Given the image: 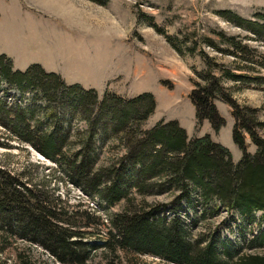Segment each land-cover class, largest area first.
Returning a JSON list of instances; mask_svg holds the SVG:
<instances>
[{
	"label": "trees",
	"instance_id": "trees-1",
	"mask_svg": "<svg viewBox=\"0 0 264 264\" xmlns=\"http://www.w3.org/2000/svg\"><path fill=\"white\" fill-rule=\"evenodd\" d=\"M216 15L252 37L208 30L210 34L202 35L179 32L175 38L153 27L180 56L201 59L204 67L195 72L189 94L197 126L208 121L219 133L226 121L216 103L228 105L235 122L233 141L243 154L237 164L231 151L210 135L190 139L177 120L143 129L157 106L151 93L125 98L106 91L100 97L94 89L67 85L61 76L37 64L24 72L14 70L13 60L0 56V128L9 134L0 135V147L12 149L5 143L8 138L30 144L87 197L110 208L126 204L106 224L90 207L71 211L49 185L34 181L28 167L11 170L0 160L1 253L23 245L29 253L44 250L59 264H123L122 255H149L167 264H264V251L248 254L228 240L203 243L190 234L196 222L220 215L213 201L242 219L252 221L261 212L264 225V137L260 134L264 122L258 109L234 99L239 87L264 88V10L252 19L232 10L216 11ZM224 58L234 61L223 63ZM39 101L45 105H38ZM54 108H61L60 113L74 109L87 130L72 133L69 120L65 126L59 114H52ZM48 110L52 112L46 125L39 114ZM247 136L257 148L255 154L248 151ZM115 137L125 153L102 163V149ZM163 194L175 197L170 208L144 199ZM183 213L191 214L186 225L181 221ZM256 240L259 243L252 240L251 246L264 248V231ZM101 249L104 260L97 262L95 254Z\"/></svg>",
	"mask_w": 264,
	"mask_h": 264
},
{
	"label": "rangeland",
	"instance_id": "rangeland-1",
	"mask_svg": "<svg viewBox=\"0 0 264 264\" xmlns=\"http://www.w3.org/2000/svg\"><path fill=\"white\" fill-rule=\"evenodd\" d=\"M221 10H232L246 19H252L256 12L264 10V0H109L107 6L90 0H0V56L12 57L14 70L24 72L37 64L48 73L61 76L67 85L79 84L84 89H94L100 97L106 91L125 98L151 93L158 102L143 129H151L160 121L177 120L181 127L188 130L190 139L210 135L216 143L231 151L237 164L243 154L233 141L235 122L228 105L219 101L216 103L226 121L219 133L214 132L208 121L201 127L197 123L194 126L196 114L189 94L194 89L192 80L196 78L195 72L204 67L201 59L180 56L153 27L175 38L179 32L182 35L194 32L202 35L210 34L208 30H225L230 34L252 37L219 18L216 11ZM252 44L262 49L259 43ZM209 52L221 58L217 53ZM231 61L234 59H223V63ZM261 72L264 75V70ZM226 86L230 87L231 83H226ZM234 99L242 106L258 109L259 119L264 122V88L239 87ZM38 105L45 103L39 101ZM60 109L54 108L53 112L48 110L39 116L46 122L51 112L55 116L59 114L65 126L69 120L72 133L87 130V124L78 118L74 109L69 108V112L63 110V113ZM2 133L8 134L0 128V135ZM260 134L264 137V130ZM108 141L102 149V163L125 153L117 137ZM6 142L12 149L0 147L3 164L11 170L28 167L34 181L49 185L68 202L71 211L83 212L90 207L108 224L111 215L124 210L125 202L110 208L100 204L99 200L87 197L81 189L67 181L61 168L30 144L14 138L5 139ZM247 144L248 151L255 154L257 148L249 136ZM144 199L150 204H166L170 208L175 197L163 194ZM211 205L217 207L220 215L196 222L197 226L190 231L193 240L202 239L203 243L228 240L244 253L262 254L264 248L251 246L252 240L254 244L259 243L256 239L264 231L261 212L255 213L251 221L224 209L218 201H213ZM194 206L196 203L192 204ZM167 215L172 216L171 213ZM191 220L190 213L188 216L183 213L181 221L184 225ZM95 256L97 262H102L104 249ZM122 258L123 264H167L149 255H122ZM0 264L59 263H55L42 249H33L29 253L23 245H18L17 249L15 245L0 252Z\"/></svg>",
	"mask_w": 264,
	"mask_h": 264
},
{
	"label": "crops",
	"instance_id": "crops-1",
	"mask_svg": "<svg viewBox=\"0 0 264 264\" xmlns=\"http://www.w3.org/2000/svg\"><path fill=\"white\" fill-rule=\"evenodd\" d=\"M12 58V57H11ZM13 59V58H12ZM14 63H15V61H14ZM158 102V101H157ZM207 122V121H206ZM182 123V122H181ZM195 124H196V119H195V122H194V126H195ZM207 124V123H206ZM183 126V125H182ZM190 126V125H189ZM188 129V128H187ZM188 131V130H187ZM215 142H217V141H215Z\"/></svg>",
	"mask_w": 264,
	"mask_h": 264
},
{
	"label": "bare ground",
	"instance_id": "bare-ground-1",
	"mask_svg": "<svg viewBox=\"0 0 264 264\" xmlns=\"http://www.w3.org/2000/svg\"><path fill=\"white\" fill-rule=\"evenodd\" d=\"M175 75V74H174Z\"/></svg>",
	"mask_w": 264,
	"mask_h": 264
}]
</instances>
